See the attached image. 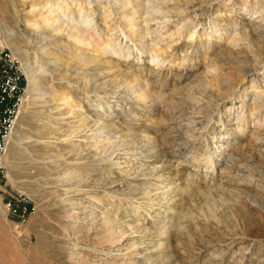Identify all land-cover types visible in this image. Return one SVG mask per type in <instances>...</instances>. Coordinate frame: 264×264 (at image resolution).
Wrapping results in <instances>:
<instances>
[{"label":"rangeland","instance_id":"1","mask_svg":"<svg viewBox=\"0 0 264 264\" xmlns=\"http://www.w3.org/2000/svg\"><path fill=\"white\" fill-rule=\"evenodd\" d=\"M146 2L69 3L66 16L80 5L101 46L113 45L89 46L82 65L72 34L41 27V0H0V49L26 77L0 201L18 196L31 207L25 217L0 213V264H264V126L248 119L240 134L231 124L264 88V0H149L154 15ZM34 24L45 35L39 55ZM6 30L29 50L32 71ZM155 42L152 58L142 49ZM217 66L236 92L246 89L233 103L214 82ZM83 74L88 95L72 81ZM134 79L145 100L131 95ZM62 94L72 114L53 113ZM229 152L252 177L238 163L220 171Z\"/></svg>","mask_w":264,"mask_h":264},{"label":"bare ground","instance_id":"2","mask_svg":"<svg viewBox=\"0 0 264 264\" xmlns=\"http://www.w3.org/2000/svg\"><path fill=\"white\" fill-rule=\"evenodd\" d=\"M53 2L55 1V3L53 4H48L49 2ZM75 0H41V3H42V6L41 8H44V13H42V11H39L40 15H41V21H40V25L41 27H45L47 25H53V24H57V27H58V30H66V32L72 34V40H73V48H72V51L70 52V54L73 55V57L77 60V62L79 61L80 63H82V65L84 63L87 64V61L91 59H87V49L89 46H94L96 49H101L102 47H105V48H108L107 50L113 48V45H112V42L110 40H106L104 46H101V42H99V38L94 35V33H92L91 31L88 30V26H89V22H88V18L90 16H88L89 14L87 13H84L82 11V8L80 5H78L75 9L76 13L74 14V12H70L71 14L69 16H66L64 11L65 10H71V6L69 3L73 2ZM139 0H137V3H138ZM149 0H147V2L145 3V6L146 7H149L148 8V14H151V15H154V13H158L160 12L161 10L158 9L156 6L154 5H146L148 3ZM48 4V5H47ZM72 4V3H71ZM122 4V3H121ZM124 4V2H123ZM127 3H125L123 5V7L126 5ZM121 7V5H120ZM111 9V8H110ZM72 11V10H71ZM110 11V10H109ZM108 11V12H109ZM131 13V12H130ZM129 13V15H131ZM105 16V14H104ZM158 16V15H157ZM88 17V18H87ZM129 18L131 17L128 16ZM154 17L156 16H153V19ZM161 16H158L157 18L159 19ZM29 19V18H28ZM91 19V18H90ZM134 19V18H133ZM152 19V18H151ZM162 19V18H161ZM160 21H163L161 20ZM30 20V19H29ZM144 22L147 21V19L144 17ZM159 21V23H160ZM31 22V21H30ZM158 22V20H157ZM27 25H28V22H27ZM30 25V24H29ZM91 25V24H90ZM162 25V24H161ZM184 25V24H183ZM31 26V25H30ZM39 27L38 24H34L31 28L32 30V33H31V37L34 38L36 40V44L34 45V50L32 49V51L34 52L35 55H39L41 51L44 50V47H43V41L45 39V35L43 34V29ZM7 31V30H6ZM10 31V30H9ZM63 31V30H62ZM58 32V31H56ZM55 32V33H56ZM61 32V31H60ZM174 32V31H173ZM163 33V32H162ZM85 34H86V39H83L85 38ZM171 34V33H170ZM168 34V35H170ZM174 34V33H173ZM56 35V34H55ZM54 35V36H55ZM145 35V34H144ZM144 35H143V38H144ZM47 36V35H46ZM52 36V35H51ZM190 36H192V33L190 34ZM6 37H7V41L9 42V45L11 47V49L13 50V52L15 53H24L23 57H26V61L24 60L22 63L25 64V69L27 71H32V66L30 65V60H29V57H28V51H26V49H21V45L19 44V42L15 39V37H13L8 31L6 33ZM161 37V36H160ZM158 37V38H160ZM234 39H236L235 37H233ZM238 38V37H237ZM31 39V38H30ZM142 39V38H141ZM1 41V40H0ZM4 41V40H3ZM41 41V42H40ZM143 41V40H142ZM158 41V40H157ZM35 42V41H34ZM114 42V41H113ZM139 42V41H138ZM154 42V41H153ZM231 42V41H230ZM115 44V43H114ZM140 44V43H139ZM156 42L155 44H151L150 47H148V49H142L143 51H148L151 55V57H155V56H158L159 55V52L157 51V49H159V46L157 47L156 46ZM121 45V44H120ZM126 45V44H125ZM138 45V44H137ZM117 46V45H116ZM23 48H25L23 46ZM119 48V47H118ZM162 48V47H161ZM128 49V48H127ZM91 50V49H90ZM112 50V49H111ZM119 50V49H118ZM163 50V49H162ZM92 52V51H91ZM119 52H123V45H122V48H120ZM164 52V51H163ZM42 53V52H41ZM89 53V52H88ZM115 53V52H114ZM117 53V52H116ZM161 53V52H160ZM167 53H169L167 51ZM93 54V53H92ZM169 55V54H168ZM31 56V55H30ZM161 56V55H160ZM33 57V56H32ZM31 57V58H32ZM36 58H38L40 61L37 62L39 63V65L41 66V63L43 62L42 58H40L41 56H35ZM34 57V59H35ZM150 57V59H151ZM159 57V56H158ZM92 58V57H91ZM73 59V60H75ZM157 59V58H156ZM161 59V57H160ZM159 59V60H160ZM36 60V59H35ZM42 60V62H41ZM153 60V59H152ZM155 60V59H154ZM38 61V60H37ZM33 65V64H32ZM45 66V65H44ZM47 67V66H46ZM46 69V68H45ZM214 69V68H213ZM216 71L215 73V76H214V82L216 83V85H218L217 87L221 86V87H224V90L226 92V96L230 97V103H233L235 101H233L235 99V97H238V96H241V93L242 91L246 90L244 88H241L239 89L237 92L235 91V86H236V83L235 81H230L228 80V76H225L222 71V67L220 66H217L216 68ZM46 70H49V69H46ZM52 70V68H51ZM211 71V70H210ZM55 72V71H54ZM33 73V72H32ZM56 74V73H54ZM32 75V74H31ZM57 75V74H56ZM33 77L35 76V74L32 75ZM28 77H31L30 75ZM33 77L29 78V85L33 84L34 81H33ZM37 77V76H36ZM54 77V76H53ZM57 77V76H55ZM73 77V76H72ZM38 78V77H37ZM36 78V79H37ZM211 78V77H210ZM228 78V79H227ZM213 79L211 81H213ZM140 80V78H139ZM139 80L138 79H134V81L131 83H128L127 84V87H130V88H133L132 92H131V95L132 93H134V98L136 100H145L146 97H147V94H145L144 91H141L139 89ZM72 81L74 82V84L80 88L81 90H83L86 95L89 94V89H90V80L88 78V76H76V77H73L72 78ZM132 81V79H131ZM36 83V82H35ZM42 83V82H41ZM124 83V82H123ZM68 84V83H67ZM41 85V84H40ZM125 85V84H124ZM144 85V84H142ZM141 85V86H142ZM215 85V86H216ZM68 86V85H67ZM75 86V87H76ZM126 86V85H125ZM263 87V86H262ZM213 88V87H212ZM211 88V89H212ZM44 89V88H43ZM219 90V89H218ZM128 91H131V90H128ZM43 92V91H42ZM224 92V93H225ZM76 93V92H75ZM129 93V92H128ZM209 93V92H208ZM77 94V93H76ZM149 95V94H148ZM263 95H264V88H256L254 90V95L252 97V99L249 101V104H250V108L248 109H244V110H240V112H238L237 116L232 120V126H234L235 130L237 132H239L241 134V132L244 131V128L246 127L247 125V121L248 119H250V122L252 124H255L257 125L258 127L260 126H264V98H263ZM243 97V95H242ZM200 98V97H199ZM197 98V99H199ZM213 98V97H212ZM54 99V98H53ZM57 99V98H56ZM69 99L64 96V94H62L60 96V99L59 101H54L52 102L53 105H54V108H55V111L53 113H61L64 111V113H71L72 110L68 103L70 101H68ZM72 100V99H71ZM192 100H195L194 102H196V98L195 99H192ZM216 100V99H215ZM74 101V100H73ZM142 102V101H141ZM146 102V101H145ZM77 104V103H76ZM195 104V103H194ZM197 104V103H196ZM52 105V104H51ZM74 105V104H73ZM72 106V105H71ZM70 107V109L68 108ZM75 107V106H74ZM77 107V106H76ZM79 107V106H78ZM74 110V109H73ZM78 111V110H77ZM76 111V112H77ZM65 114V115H66ZM72 114V113H71ZM50 115V114H49ZM79 115V114H78ZM77 116V115H76ZM130 116V115H129ZM68 117V116H67ZM70 117V115H69ZM68 117V118H69ZM62 118V117H60ZM87 118V117H86ZM132 118V117H131ZM80 120V119H79ZM82 122V121H81ZM80 124V123H79ZM68 127V126H67ZM78 127V126H77ZM257 127V128H258ZM264 128V127H263ZM70 129V128H69ZM75 130V129H74ZM77 131V130H76ZM73 132V131H72ZM236 132V133H237ZM74 134V133H73ZM71 136V134H70ZM21 136H19L20 138ZM21 140V139H20ZM10 141L12 142L13 141V138H10ZM19 141V140H18ZM231 147V146H230ZM221 150H225L224 147H218V153H221ZM230 150V148H229ZM233 150V149H232ZM225 154V153H224ZM227 156L226 157V161L224 162V166L223 168L220 169V171H224L226 168L227 170L229 171V169H232L233 166H235L237 163L239 164V168H238V171L242 172L240 173L241 174V177L243 176H246V177H252V171L250 172V168H246V170L244 171V166H246L245 164L243 163H239V159L235 158L233 153L232 152H229V153H226ZM112 161V160H111ZM206 161L207 163L209 164L210 168L214 169L215 168V164H214V158H212L211 155H207L206 156ZM111 163L115 164L114 161H112ZM248 166V165H247ZM236 167V166H235ZM227 171V172H228ZM232 171V170H231ZM237 171V170H236ZM244 171V172H243ZM239 178V177H238ZM244 180V179H243ZM160 187V186H159ZM161 189V187H160ZM164 190H167V188H165ZM160 191V190H159ZM162 191V190H161ZM93 197V196H92ZM97 201H100L101 199L98 197L96 198ZM95 202V201H94ZM74 210V209H73ZM71 211L68 212L66 214V217H68V219H72L74 216H75V211ZM95 210V209H94ZM93 210V211H94ZM104 211V210H103ZM4 212V207H3V204L2 202L0 201V213H3ZM112 212V211H111ZM85 214V213H84ZM93 214V213H92ZM95 215V214H94ZM104 215V214H103ZM65 230L68 229V227H65L64 228ZM67 232V231H66ZM69 233V232H68Z\"/></svg>","mask_w":264,"mask_h":264},{"label":"built area","instance_id":"3","mask_svg":"<svg viewBox=\"0 0 264 264\" xmlns=\"http://www.w3.org/2000/svg\"><path fill=\"white\" fill-rule=\"evenodd\" d=\"M25 74L21 61L9 49H0V180L5 176L3 157L20 114L25 92ZM8 212L25 217L31 210L23 197L10 196L3 201Z\"/></svg>","mask_w":264,"mask_h":264},{"label":"crops","instance_id":"4","mask_svg":"<svg viewBox=\"0 0 264 264\" xmlns=\"http://www.w3.org/2000/svg\"><path fill=\"white\" fill-rule=\"evenodd\" d=\"M13 215V214H12ZM13 216H16V217H18L17 215H13ZM7 219V218H6Z\"/></svg>","mask_w":264,"mask_h":264}]
</instances>
